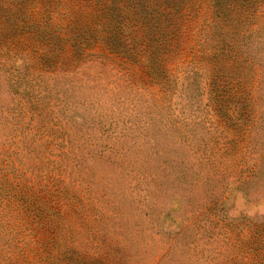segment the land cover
Instances as JSON below:
<instances>
[{"label":"rangeland","instance_id":"obj_1","mask_svg":"<svg viewBox=\"0 0 264 264\" xmlns=\"http://www.w3.org/2000/svg\"><path fill=\"white\" fill-rule=\"evenodd\" d=\"M0 264H264V0H0Z\"/></svg>","mask_w":264,"mask_h":264}]
</instances>
